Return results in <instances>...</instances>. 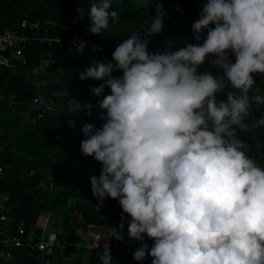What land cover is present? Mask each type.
<instances>
[{"label":"clouds","instance_id":"9594fccd","mask_svg":"<svg viewBox=\"0 0 264 264\" xmlns=\"http://www.w3.org/2000/svg\"><path fill=\"white\" fill-rule=\"evenodd\" d=\"M112 2L89 5L91 34L119 22ZM164 15L156 0L143 35L134 32L112 61L79 72L82 81H104L91 89L102 97V126L81 129L82 156L101 164L100 175L90 177L93 196L117 200L130 217L137 262L264 264V167L234 139L237 129L264 126V118L246 122L253 103L264 105V96L249 95L255 75L264 76V0H205L191 25L197 43L150 52L148 38L162 32ZM206 61L217 75L198 71ZM219 93L226 100L218 101ZM91 109L75 103V111ZM105 228L103 238L124 239L123 223ZM100 261L113 264L109 243Z\"/></svg>","mask_w":264,"mask_h":264},{"label":"trees","instance_id":"16d2710c","mask_svg":"<svg viewBox=\"0 0 264 264\" xmlns=\"http://www.w3.org/2000/svg\"><path fill=\"white\" fill-rule=\"evenodd\" d=\"M92 2L0 0V29L43 37H68L75 33L87 37L88 32L83 27L85 24L90 26L88 11ZM159 2L165 12L164 28L160 34L148 38V50H176L186 44L197 43L191 25L199 18L205 0ZM155 5L156 0H113L109 11H118L119 22L113 23L110 19L108 29L101 35L89 32L87 39L91 44L86 52L78 53L67 43L35 40L24 51L25 61L19 60L10 68L0 65V143L3 160L13 165L0 180V190L10 191V214L15 218L14 225H23L27 233L34 229L37 237L41 235L42 228L37 222L42 214L61 217L59 231L65 245L46 262L30 257L20 249L15 264H101L103 246H92L91 241V247L87 249L84 237L88 230L97 231L101 226L106 233V225L118 227L121 223L124 224V239H113L110 246L113 264H151L150 256L140 262L133 258V252L140 243L130 241L127 235L130 217L122 213L118 201L105 198V206L100 207L91 191L90 177L100 175L101 164L92 157L82 156L80 145L84 135L81 129L89 123L98 128L102 126L100 109L96 104L102 97L95 96L91 89L104 81H82L79 72L94 66V62L112 61L115 48L134 32L143 35V30L152 21ZM79 8L82 9L80 12L77 11ZM230 58L234 60V57ZM46 59L51 63L43 67ZM198 71L213 75L219 72L207 61ZM255 79L250 97L264 96V76L256 74ZM37 94L43 96L44 103H33ZM104 94H110V89L105 88ZM217 100H226V96L219 93ZM76 102L82 108L84 104L91 103V115L85 110L75 111ZM259 118H264V105L253 103L252 117L246 122L251 126ZM234 139L243 142L246 154L264 167V126L250 132L237 129ZM29 170H34V174L26 176ZM79 215L81 223L75 219ZM102 215H106V219ZM145 243L150 248L153 241L145 237ZM74 245L79 247L74 248ZM87 251L89 255L85 259Z\"/></svg>","mask_w":264,"mask_h":264},{"label":"built area","instance_id":"2783aa9c","mask_svg":"<svg viewBox=\"0 0 264 264\" xmlns=\"http://www.w3.org/2000/svg\"><path fill=\"white\" fill-rule=\"evenodd\" d=\"M84 30L88 32L89 25L85 24ZM84 34L75 33L73 36H58V37H43L42 35H34L29 32H19L12 29H0V65L6 67H13L19 60L25 61L24 51L35 40H48L50 43L57 42L61 44H69L76 49L78 53H84L90 46L91 42ZM50 59H46L43 63V67L49 66ZM33 103H44L42 95H35L33 97ZM3 147L0 145V178L4 176L5 172L11 168L10 165L1 161V151ZM34 174V170L26 172V176ZM11 202V193L7 190H0V264L4 261H14L17 255V251L24 249L30 257L38 259L40 262L48 261L49 258L56 256L58 248H64V243L60 238V231L53 228V225L57 223L56 217L47 213L44 217L45 220L39 223V227L42 228V233L37 237L36 231L31 229L26 231L23 225L15 227V218L9 214ZM105 202H100V207L105 206ZM103 219H106V215H102ZM93 236L92 246H103L105 243H109L110 246L113 243L111 238H103L106 233L103 232V228L97 231L91 232Z\"/></svg>","mask_w":264,"mask_h":264},{"label":"rangeland","instance_id":"374dc122","mask_svg":"<svg viewBox=\"0 0 264 264\" xmlns=\"http://www.w3.org/2000/svg\"><path fill=\"white\" fill-rule=\"evenodd\" d=\"M178 7L180 8V9H183L180 5H178ZM44 216L46 215V214H43ZM75 217V216H74ZM75 219L77 220V222H83L82 221V218H81V216L79 215V216H76L75 217ZM56 220H57V223H55L54 225H53V228L54 229H56V230H60L61 229V227H62V218L61 217H56ZM73 220H74V218H73ZM100 226V225H99ZM91 232H93L92 230H88V233L85 235V237H84V244H87L88 246H87V249H90V247H91V241L93 240V236H92V234H91ZM79 247V245H74V248H78ZM74 255H75V253H74ZM88 255H89V253H88V251L85 253V259H87V257H88ZM70 258V257H69ZM67 260V259H66Z\"/></svg>","mask_w":264,"mask_h":264},{"label":"crops","instance_id":"0c3cea01","mask_svg":"<svg viewBox=\"0 0 264 264\" xmlns=\"http://www.w3.org/2000/svg\"><path fill=\"white\" fill-rule=\"evenodd\" d=\"M0 145H2V144L0 143ZM2 153H3V150L1 151V161H2L3 163L9 164V163H7L5 160H3ZM9 165L11 166V168L13 167L12 164H9ZM11 168H10V169H11ZM4 175H5V174H4ZM3 177H4V176H3ZM3 177H1L0 180H2ZM11 211H12V208H11V206H10L9 214H10ZM10 216H11V217H14V216L11 215V214H10ZM44 220H45L44 215H43V214L40 215L39 218H38L37 225H39V223H41V222L44 221ZM16 257H17V255H16ZM16 257H15V260H14L13 262H12V261H10V262L4 261L2 264H15V263H16Z\"/></svg>","mask_w":264,"mask_h":264}]
</instances>
